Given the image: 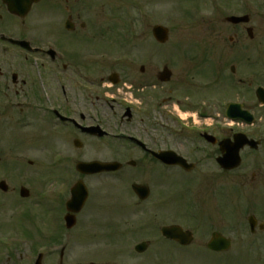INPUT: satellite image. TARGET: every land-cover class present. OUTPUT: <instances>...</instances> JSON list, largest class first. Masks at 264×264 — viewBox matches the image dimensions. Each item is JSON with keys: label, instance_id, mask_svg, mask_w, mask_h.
<instances>
[{"label": "flooded vegetation", "instance_id": "1", "mask_svg": "<svg viewBox=\"0 0 264 264\" xmlns=\"http://www.w3.org/2000/svg\"><path fill=\"white\" fill-rule=\"evenodd\" d=\"M118 1L0 0V264H72L74 235L133 264H264V0H186L195 64L167 83L114 59ZM232 104L248 142L225 170Z\"/></svg>", "mask_w": 264, "mask_h": 264}, {"label": "rangeland", "instance_id": "2", "mask_svg": "<svg viewBox=\"0 0 264 264\" xmlns=\"http://www.w3.org/2000/svg\"><path fill=\"white\" fill-rule=\"evenodd\" d=\"M127 1V2H126ZM186 0H120V29L117 32V43L113 56L115 60L125 61L128 59L133 63V72L140 76V67L144 66L147 73L160 72L166 65L173 72V80L180 79L184 74L189 73V67L195 63H189L184 60L188 49L180 46V41L185 39V34H192V31L201 30L199 28H187L183 22V13L181 6ZM192 8L197 7L194 1ZM130 3H132L130 5ZM185 6V5H184ZM126 21V23H125ZM125 23V24H124ZM164 25L170 28V41L165 46L156 44L152 37V28L155 25ZM130 26V31L125 30V26ZM188 26H190L188 24ZM107 48V47H106ZM108 49V48H107ZM212 75V79H213ZM141 77V76H140ZM142 78V77H141ZM145 78V76L143 77ZM224 94L225 97L230 92L221 91L219 95ZM220 112V111H219ZM218 112V113H219ZM223 119H219V123H224ZM43 168H50L49 163L43 161ZM208 168L210 166L208 165ZM104 200L102 194L98 196ZM103 213V211H102ZM101 217V216H100ZM92 227V225H91ZM120 227V226H118ZM78 230L74 231L77 235ZM81 230V229H80ZM92 232H90L91 234ZM93 234V233H92ZM74 235L72 264H133V260L129 261V257H117L108 255L105 251L103 241L99 243L100 236L94 239L91 235L86 240L78 239ZM241 258H236L233 264H244ZM201 264V263H200Z\"/></svg>", "mask_w": 264, "mask_h": 264}, {"label": "water", "instance_id": "3", "mask_svg": "<svg viewBox=\"0 0 264 264\" xmlns=\"http://www.w3.org/2000/svg\"><path fill=\"white\" fill-rule=\"evenodd\" d=\"M154 36L156 39L161 42L165 43L168 40V30L163 28V27H155L154 28ZM171 73L166 69L165 72L162 75L163 80H168L170 79ZM238 146L240 147V143H238ZM230 156L227 159H224V167L226 168H235L239 165V148H235V145L231 148L230 150ZM172 163H176V161L172 160ZM78 169L82 172H89V173H95V172H100L103 170H110L112 169L110 166L106 165H96L95 164H79Z\"/></svg>", "mask_w": 264, "mask_h": 264}]
</instances>
